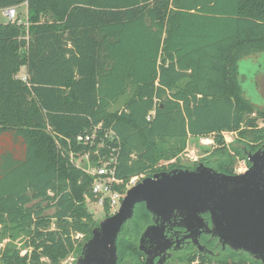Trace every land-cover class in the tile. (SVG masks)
<instances>
[{
	"label": "trees",
	"instance_id": "1",
	"mask_svg": "<svg viewBox=\"0 0 264 264\" xmlns=\"http://www.w3.org/2000/svg\"><path fill=\"white\" fill-rule=\"evenodd\" d=\"M24 5V20H1ZM259 54L264 0H0V243L24 239L22 250L0 251V264L81 255L99 222L88 209L94 177L78 156L94 166L97 154L115 156L123 181L115 188L125 191L134 177L194 170L197 163H162L189 139L214 135L218 147L200 162L235 175V155L248 162L264 144V109L240 74V62ZM96 130L94 144L77 142ZM223 133L239 135L231 151ZM104 211L111 216L108 204ZM149 220L137 205L117 241L119 262L139 259ZM246 257L238 264H261Z\"/></svg>",
	"mask_w": 264,
	"mask_h": 264
},
{
	"label": "water",
	"instance_id": "2",
	"mask_svg": "<svg viewBox=\"0 0 264 264\" xmlns=\"http://www.w3.org/2000/svg\"><path fill=\"white\" fill-rule=\"evenodd\" d=\"M248 161L250 169L238 175L219 173L202 164L195 170H173L144 178L127 190L115 214L99 222L76 264H119V235L140 204L155 220L141 239L145 264H155L154 258L169 249L170 242L163 235L166 223L180 217L179 226L192 230L202 224L204 214L211 216L212 231L223 246L264 264V151L248 155ZM147 240L156 244L154 252L144 248Z\"/></svg>",
	"mask_w": 264,
	"mask_h": 264
},
{
	"label": "flooded vegetation",
	"instance_id": "3",
	"mask_svg": "<svg viewBox=\"0 0 264 264\" xmlns=\"http://www.w3.org/2000/svg\"><path fill=\"white\" fill-rule=\"evenodd\" d=\"M261 95L264 96V94ZM260 107L264 109V102L261 103ZM262 151H264V144L261 145L255 152L249 151L248 155ZM191 163L198 164L195 167V169L203 164L200 161H195ZM250 167H251L250 162L246 161L247 170L245 172H240L239 169H236L235 175L246 173L250 169ZM202 220H203L202 224L201 225L196 224L194 229L192 230H188L183 226H179V223L181 221L180 217L174 218L171 220V222L166 223L163 226V235L165 239L170 242V247L161 256L154 258V263L157 264L161 260V264H201L204 260V262L207 264H215V261L218 260L220 257L229 256L231 254H235L238 256L246 255L251 259L250 255H248L247 253L241 251H237V252L233 251L228 246H223L220 243V239L212 231L213 223L211 220V216L209 214L202 215ZM154 225H155V220L150 215L149 222L142 226V230L138 238V248L140 252L139 259L137 261H133L131 257H128L124 261L121 262L118 261L119 264L146 263L147 256L145 255L144 252L140 251L141 239L143 237L144 231L148 227H152ZM127 232L128 230L126 229V233ZM155 247L156 244L150 242L149 240H147L144 244V248L149 252H152Z\"/></svg>",
	"mask_w": 264,
	"mask_h": 264
},
{
	"label": "rangeland",
	"instance_id": "4",
	"mask_svg": "<svg viewBox=\"0 0 264 264\" xmlns=\"http://www.w3.org/2000/svg\"><path fill=\"white\" fill-rule=\"evenodd\" d=\"M17 12L19 14L20 20H24L26 17V13H27V9L26 6H22L21 8L17 9ZM18 17V16H17ZM1 20L3 22L6 21V19L1 16ZM258 60L257 58L254 60L255 56L252 58V61L246 62L245 60H242L240 62V74L243 78L246 79V81L248 82L246 85V88L248 86L252 87L250 88V92L247 90V94L250 98V100L256 105V106H261V103L264 102V96L261 94H264V54H259L258 56ZM25 69H22L19 77L25 76ZM251 84V85H249ZM251 94V95H250ZM123 106V101H121L120 103H118L117 105H115L113 107L112 110H116V109H120ZM258 127L259 128H263L264 127V122L263 120H259L258 121ZM225 134V136H223V140H224V144H226V146L229 148V151H231V147L232 145H236L238 144V140H239V135L237 133H223ZM218 145L215 143L214 146H205L202 145L200 143V139H189L188 143H187V147L185 149V151L180 154L175 160H172L170 162H163L162 164L164 165H168L170 163H175L176 161L182 163V164H186V163H190V162H195V161H201L205 158H207L208 156H210L211 152L217 148ZM233 154V153H231ZM235 154V153H234ZM236 157V169H244L246 166V161L242 160L239 156ZM74 163L79 166L80 168H82L83 170H90V168H92V162H88L86 155L84 156H78V158L73 160ZM150 175H143L141 177H139L136 181L135 184H137L138 182H140L141 180H143L146 177H149ZM120 207L117 208L116 211H111V215L115 214L118 209ZM88 209L89 212L92 213L93 218L96 222H101L102 220H104L106 218V212L104 211V209L96 206L93 203H88ZM75 239H78L79 242L83 240V236L82 235H78L75 237ZM9 243H14L19 249H23L24 248V239L20 238L17 239L16 241H12L11 239H4L1 243H0V251H2L7 244ZM26 252V250H23L22 253L24 254ZM76 253H71L67 259L63 262V264H75L77 258L75 257ZM242 259H246V256H240V257H236L235 262L241 263ZM250 259V258H249ZM45 260V259H44ZM245 260V261H246ZM215 264L217 263V260L215 261ZM244 264H247L246 262H244Z\"/></svg>",
	"mask_w": 264,
	"mask_h": 264
},
{
	"label": "built area",
	"instance_id": "5",
	"mask_svg": "<svg viewBox=\"0 0 264 264\" xmlns=\"http://www.w3.org/2000/svg\"><path fill=\"white\" fill-rule=\"evenodd\" d=\"M17 8H8L3 11L4 18L7 19L8 22H15L17 20ZM21 23V22H19ZM23 81L27 80L26 75L21 77ZM154 115V112L148 117L151 119V116ZM100 128V127H98ZM114 135L113 132H108L105 137L112 138ZM225 136V134H223ZM200 143L205 146H214L216 141L214 135L209 137H201ZM97 130L91 135H80L77 138L78 143H90L94 144L97 141ZM102 142V140H101ZM103 144H100L102 146ZM98 155V164L97 166L92 165L90 170H84L87 174L94 177L93 183V194L97 199L93 204L96 206L104 209L106 204H108L110 211H116L118 207H120L126 192L130 189L133 185H135V181L138 177H134L131 179L130 183L127 185V189L125 191L118 190L115 186H120L123 181L116 177V169H117V158L115 156L110 157H101L100 154ZM88 162H90L89 154L86 155ZM79 167V166H78ZM80 168V167H79ZM82 169V168H81ZM247 170L246 166L244 169L240 168V172H245Z\"/></svg>",
	"mask_w": 264,
	"mask_h": 264
}]
</instances>
